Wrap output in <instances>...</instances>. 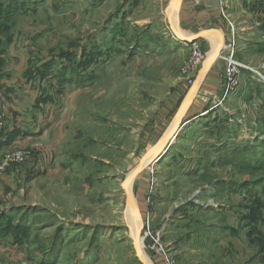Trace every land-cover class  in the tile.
<instances>
[{
	"label": "rangeland",
	"instance_id": "1",
	"mask_svg": "<svg viewBox=\"0 0 264 264\" xmlns=\"http://www.w3.org/2000/svg\"><path fill=\"white\" fill-rule=\"evenodd\" d=\"M179 2L168 12L181 34L206 32L193 44L171 30L172 0H0V90L6 82L18 95L43 94L28 110L42 118L36 138L75 96L53 150L34 139L2 153L31 160L0 176V264H140L122 186L193 96L218 41L211 30L223 41L209 69L217 79L201 84L156 161L128 186L138 237L151 264H264L262 4L209 0L224 23L184 25ZM18 116L12 140L29 121Z\"/></svg>",
	"mask_w": 264,
	"mask_h": 264
},
{
	"label": "crops",
	"instance_id": "2",
	"mask_svg": "<svg viewBox=\"0 0 264 264\" xmlns=\"http://www.w3.org/2000/svg\"><path fill=\"white\" fill-rule=\"evenodd\" d=\"M208 1L209 0H180L179 2V10L177 14L178 22L184 23V25H188L189 22L193 23L194 20H196V24L201 25L203 21L210 20L213 23L216 24H223L224 19L221 16V8L218 5H213L211 9L208 8ZM215 1V0H213ZM219 2V0H217ZM259 2L262 4V12L264 9V2L261 0H250ZM264 14V13H262ZM181 23V24H182ZM191 28H186L185 30L190 31ZM212 66V65H211ZM210 66V67H211ZM210 69V68H209ZM209 69L206 72L204 78H203V85L208 84L209 79L211 81H214L216 78V75H210ZM3 85L1 86L2 90H0V98L2 99L5 108H6V122L5 127L0 130V158L2 156V153L5 149L11 148L13 146H30L34 139L41 140L42 143L45 142L48 149L53 150V145L56 143V140L61 135V129L63 126V118L65 117V114L69 110L70 107H72V101L75 99V96L72 95L70 97H67L65 101L67 103L64 104L63 108H60L56 113L57 119L54 121L52 125V129L50 132L48 131H42L41 137H35L37 134H40L39 128L40 123L42 121L41 116L36 115L37 112L34 110L28 111L31 108H38V100L39 95L35 94L33 92L32 88H23L24 91L18 95L13 92V88H7V83L3 82ZM37 90V89H36ZM38 93V91H37ZM61 97V95H60ZM54 103V98H53ZM52 103V104H53ZM54 106V105H53ZM48 107V106H47ZM52 108V105L50 106ZM8 109V110H7ZM22 111L25 113L26 116H29V121L27 122V125L21 124V130L23 131L22 137H16L13 140L10 138L9 134L12 132H9L12 130V128H18L16 121H20L19 114L22 113ZM53 112V110H52ZM33 116H36L35 119H32ZM31 118V119H30ZM15 120V121H14ZM36 121V122H34ZM14 124V126H13ZM25 135V136H24ZM9 170L6 172L7 175H13V172L15 171V168H8ZM7 175L4 176V178L0 179V201L2 202L0 204V220L1 216H4L6 214L7 216ZM6 198V201H5ZM5 240H7V236L2 237Z\"/></svg>",
	"mask_w": 264,
	"mask_h": 264
},
{
	"label": "water",
	"instance_id": "3",
	"mask_svg": "<svg viewBox=\"0 0 264 264\" xmlns=\"http://www.w3.org/2000/svg\"><path fill=\"white\" fill-rule=\"evenodd\" d=\"M179 1L180 0H176V3H178ZM176 3H174V4L171 3V5L169 6V8L167 9V12H166L167 17H168V21H169V25L171 27V30H172L174 35L179 40L188 41L191 44H193L199 37L204 36L206 34V32H202V33H200L198 36H196L194 38H191V37H188V36H183L181 34V31L179 29H177V27H176L174 17L171 16V13L169 14V12H168L169 9H171V6L175 5ZM210 32L214 33L217 36V38H218L217 44H216V46H214L213 50H210L206 54V56H205V58H204V60H203V62L201 64L200 70H199L198 75H197L196 80H195V84L193 86V96L182 106V108L179 110V112L176 114V116L174 118V123H176V127L179 126L182 123V121H183V119H184L189 107L192 104V101H193L195 95L197 94V92H198V90H199V88H200V86H201V84L203 82V78H204L206 72L208 71V69L210 68L212 63L214 61H216L217 58L221 55V50H222V47H223L222 34L219 31H217V30H211ZM169 138H170V136H169ZM169 140L166 139V135H165L163 140H162V142H161V144H160V146L158 147V149L152 155L149 156L150 158L149 157L146 158V160H148V162H147L146 166H144V169H141L140 165H139L133 170V175L134 176L132 177L131 182H132L133 178L136 175L139 174L140 171L145 170L153 162L156 161V158L159 156V153L161 152L162 148L168 143ZM127 184L124 182L122 187H123L124 191L126 192V194L128 196L129 190L128 191L126 190ZM129 195H130V193H129ZM138 235H139V230L132 237L133 249H134L136 258L140 262V264H151L149 262V260H147V258L145 257V254L142 252L141 245L137 243Z\"/></svg>",
	"mask_w": 264,
	"mask_h": 264
},
{
	"label": "built area",
	"instance_id": "4",
	"mask_svg": "<svg viewBox=\"0 0 264 264\" xmlns=\"http://www.w3.org/2000/svg\"><path fill=\"white\" fill-rule=\"evenodd\" d=\"M197 57L199 58L198 55ZM5 122H6V108L2 99L0 98V130H2L5 127ZM40 148H41L40 145L36 146L37 151H39ZM1 157H2L1 160L2 162H0V176H2L4 174V171L7 168H9V165L23 164L31 160L29 153L20 149H14L9 152L6 151L4 154H2ZM4 251H7V247L4 248Z\"/></svg>",
	"mask_w": 264,
	"mask_h": 264
},
{
	"label": "bare ground",
	"instance_id": "5",
	"mask_svg": "<svg viewBox=\"0 0 264 264\" xmlns=\"http://www.w3.org/2000/svg\"><path fill=\"white\" fill-rule=\"evenodd\" d=\"M172 3L174 4V3H176V0H172ZM170 14V13H169ZM171 16H173L172 14H171ZM215 46H216V44H215ZM214 48V47H213ZM213 48L211 49V50H213ZM220 57V56H219ZM218 57V58H219ZM217 58V59H218ZM175 127H176V123H174V121H173V123L171 124V126L169 127V129L167 130V132L165 133V135H166V139L167 140H169V136H171V134H172V132L175 130ZM164 135V136H165ZM164 138V137H163ZM163 140V139H162ZM165 140V139H164ZM150 158V157H149ZM147 162H148V160H143L142 162H140L139 164H138V166L140 165V168L141 169H144V166H146V164H147ZM137 167V166H136ZM142 171H140L139 173H141ZM134 175H133V171H132V173L129 175V177L126 179V181H125V183L127 184V187H126V190L128 191V186H129V184H130V182H131V179H132V177H133ZM127 205H128V207H130V211L133 213V216H134V220H133V218L132 217H130L131 218V220L132 221H134V228L133 229H131L130 227V231H131V235H132V237L134 236V234H136L137 232H138V230H139V226H140V221H139V215H138V213H137V209H136V205H135V202H134V200H133V198L129 195V193H128V200H127ZM137 243L138 244H141V239H139V237L137 238Z\"/></svg>",
	"mask_w": 264,
	"mask_h": 264
},
{
	"label": "trees",
	"instance_id": "6",
	"mask_svg": "<svg viewBox=\"0 0 264 264\" xmlns=\"http://www.w3.org/2000/svg\"><path fill=\"white\" fill-rule=\"evenodd\" d=\"M43 94H41L40 96H39V100H38V102H43ZM46 99V98H45ZM49 100H51V98H49ZM46 101V100H45ZM7 235V232H5L3 235H2V237H5Z\"/></svg>",
	"mask_w": 264,
	"mask_h": 264
}]
</instances>
